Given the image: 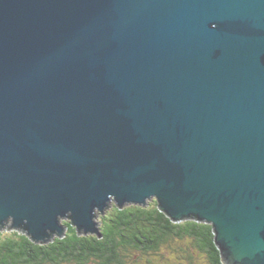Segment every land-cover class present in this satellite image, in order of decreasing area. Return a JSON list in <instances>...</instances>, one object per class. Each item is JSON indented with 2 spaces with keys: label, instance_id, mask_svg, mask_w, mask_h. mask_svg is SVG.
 <instances>
[{
  "label": "water",
  "instance_id": "95a60500",
  "mask_svg": "<svg viewBox=\"0 0 264 264\" xmlns=\"http://www.w3.org/2000/svg\"><path fill=\"white\" fill-rule=\"evenodd\" d=\"M148 200L264 264V0H0V226Z\"/></svg>",
  "mask_w": 264,
  "mask_h": 264
},
{
  "label": "trees",
  "instance_id": "16d2710c",
  "mask_svg": "<svg viewBox=\"0 0 264 264\" xmlns=\"http://www.w3.org/2000/svg\"><path fill=\"white\" fill-rule=\"evenodd\" d=\"M101 237L79 233L63 221V233L34 241L21 228L0 226V264H223L212 227L196 218L174 222L155 200L114 202L95 218ZM170 249L166 257L163 251Z\"/></svg>",
  "mask_w": 264,
  "mask_h": 264
},
{
  "label": "rangeland",
  "instance_id": "374dc122",
  "mask_svg": "<svg viewBox=\"0 0 264 264\" xmlns=\"http://www.w3.org/2000/svg\"><path fill=\"white\" fill-rule=\"evenodd\" d=\"M95 222H96V221H95ZM8 230H11V229H9V227H8ZM163 253L165 254L166 257H170V256L172 255V252H171L170 249L163 251ZM161 264H162V263H161Z\"/></svg>",
  "mask_w": 264,
  "mask_h": 264
}]
</instances>
